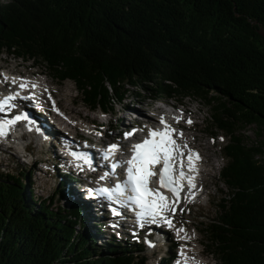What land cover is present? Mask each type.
<instances>
[{"label":"trees","instance_id":"obj_1","mask_svg":"<svg viewBox=\"0 0 264 264\" xmlns=\"http://www.w3.org/2000/svg\"><path fill=\"white\" fill-rule=\"evenodd\" d=\"M4 53L73 80L95 109L135 91L204 101L229 139L202 231L222 264H264V132L248 143L239 128L264 123V0H0ZM30 175L0 170V264H145L141 244L99 243L82 200L37 196Z\"/></svg>","mask_w":264,"mask_h":264},{"label":"rangeland","instance_id":"obj_2","mask_svg":"<svg viewBox=\"0 0 264 264\" xmlns=\"http://www.w3.org/2000/svg\"><path fill=\"white\" fill-rule=\"evenodd\" d=\"M2 66L17 69V71H21L25 74H27V72L35 74L39 72L40 75L37 79L47 81L49 85L41 86L42 89L45 88L44 90L46 91L48 87L58 89L59 95L50 98V100L55 101L62 97L60 106L57 107L54 103H51V106L48 109L51 110L52 113H56L58 117L63 113H66V115L68 114L69 117H74L76 119L75 121H77V125H79L76 129L83 131L86 134L89 133V130L92 128L91 125L86 122V119L94 118L102 123L103 126L101 129L106 130V135L104 134L105 138H115L116 140H119L121 139V135L119 134L120 131L125 128L129 129L132 126L131 123L133 122L134 113L137 112V110L143 111L149 116H158L153 105H150L152 103L154 104L151 98V93L140 94L138 91H135L123 102V104L117 105L112 112L103 114L101 108L94 111L89 109V104L84 101L82 94L77 90L73 81H59L46 66L36 63L34 60L17 58L12 54L4 53L0 56V67ZM0 78H2L1 75ZM38 82L41 83V81ZM2 84L3 83L1 82L0 90L1 87H3ZM47 95L49 96L48 92ZM168 100L170 103H175L178 99L169 98ZM157 104L161 105V103ZM184 106L192 112V117L196 119L194 126L189 128L188 138L189 140L192 139L194 141V145L200 149L203 158H205L203 163L198 165V169H201L202 171H199L197 176L199 180H202L207 185V187L205 193L200 196L199 202L194 204H183L178 210H176L177 215H175V226L171 231L172 235L168 241L165 243L159 242L156 246L144 247L145 250L142 251L141 254L146 258L145 264H169V257H174L170 264H176V261L178 260L177 258H181L180 256L186 257V249L189 251L191 260L195 258V262H199L200 259L203 258L211 260L212 262H215V264L221 263L220 259L212 252L208 244V238L202 231L204 226L202 222H208L211 218L217 216V204L220 202V196H222L221 193L224 190H227L225 184L221 180L220 170L217 167H219V165H224L227 162L223 146L227 143L229 137L224 135V132L222 131H219L220 135L217 137L215 136V138L210 134L211 127L208 119L210 109L204 101L187 97L184 99ZM64 107L67 108L64 109L65 111L62 109ZM123 115H125L126 118L119 119L123 118ZM44 120L45 123H48V118L45 117ZM153 120H155V118ZM107 122L110 124V128L105 127V123ZM53 126L52 129L54 132L67 137L66 134L62 133L56 125ZM239 128L240 132L245 135L246 142L252 143L261 139L262 136L260 137L257 133L258 129L261 132H264V123L243 124L240 125ZM99 136V133L93 135L95 139ZM30 141L31 143L28 146V151L25 152L23 146ZM53 149L54 148L52 147L50 148V143L47 141H38L37 138L34 137L30 140L29 136L25 137L23 140H19L18 143L14 142V147L10 148L8 147V141L4 140L3 142H0V170L13 171L16 173L21 170H23L24 173L31 171L28 183L31 185L37 196L43 198L55 197L56 205L64 204L67 206L69 205V201L65 199V197L60 196V191L58 189L59 180L63 178L64 182L74 188V190L77 188L76 182L68 181L64 176L60 178V165L58 164L62 160ZM206 158H208L207 162ZM35 160L36 164H33ZM66 163L68 164V162ZM65 167L66 169L69 168L67 166ZM79 169L82 173L79 172L78 169H75L74 173L77 175L78 179H84L85 172L81 168ZM96 216L97 214L93 213L95 219H100L98 216L96 218ZM90 219L91 224L96 223L92 218ZM101 220L102 219L98 221ZM179 229H183V231H179ZM165 235H167L166 232ZM185 236L186 238L189 237L190 240L188 242L184 239ZM109 237V234H106L102 238L100 237L98 239L99 243L105 242ZM163 240H165V238ZM202 249L204 253H201ZM181 252H183L184 255H181ZM198 262L197 264H199ZM200 264L204 263L201 262Z\"/></svg>","mask_w":264,"mask_h":264},{"label":"snow or ice","instance_id":"obj_3","mask_svg":"<svg viewBox=\"0 0 264 264\" xmlns=\"http://www.w3.org/2000/svg\"><path fill=\"white\" fill-rule=\"evenodd\" d=\"M23 79V78H22ZM15 83V79L12 81ZM25 83H20L19 88L24 89L27 87ZM32 88L37 87L36 84L31 85ZM19 96V93L10 94L5 97H0V110L5 108H11L14 106L12 103ZM34 98V93L30 96L23 97V99ZM28 117L23 114H18L13 118L0 119V136L6 135L10 126L17 121ZM177 122L182 117L175 118ZM188 123H191L189 118ZM160 123L163 125L162 128H149L148 136L145 137L141 142L131 145V157L125 161H116L111 164L110 171L115 174V169L118 166H125L124 178L115 182L114 186L100 187L90 189V194L103 195L110 202L122 205L124 207H132L138 209L135 212L137 221L140 226L143 227L144 223L158 224L161 221L164 222L168 227H172V219L170 218L171 213H175L177 210L176 205L181 199V191L183 190V184L180 182L183 179L187 180L189 189H194L195 175L198 173V169L193 161V155L196 160L200 159L199 153H193L192 150H188L187 159L189 161L188 168L191 170V175H188L183 170V158L185 156L184 149L187 145H181L177 142L176 136H183L182 131H177L171 124L167 122L164 116L160 117ZM137 130H132L125 133V137L133 135ZM223 139V138H221ZM120 149L118 144L108 145V149L104 153V158L108 159L113 157L116 150ZM73 157L78 160H83L85 163L91 164V159L83 153L73 151L71 153ZM181 158V168L179 172L180 180L174 176L173 162L176 157ZM162 168L159 170V188L149 187V178L154 175L151 166L161 164ZM79 167V165H77ZM108 173H105L100 177L101 180L106 179ZM160 188H167L172 193V199L170 200L165 196ZM194 196L195 193L193 192ZM112 212L114 215H120V212L113 207ZM183 231V229H179ZM150 246H154L149 242ZM181 255H184L181 252ZM177 264H180L177 261ZM184 264H189L187 258H185ZM192 264H195V258H193Z\"/></svg>","mask_w":264,"mask_h":264},{"label":"bare ground","instance_id":"obj_4","mask_svg":"<svg viewBox=\"0 0 264 264\" xmlns=\"http://www.w3.org/2000/svg\"><path fill=\"white\" fill-rule=\"evenodd\" d=\"M18 72V77H20L21 78V80H20V83H22V82H24V81H28L29 79L27 78V77H25V73H23V72H21V71H17ZM28 73V72H27ZM39 73V72H38ZM23 78V79H22ZM1 79V78H0ZM13 79H16V78H12L11 79V81H13ZM31 80V79H30ZM30 80H29V82H30ZM38 81H41V83H39L40 84V86H49L48 85V83H47V81H44V80H40V79H36V80H34L33 82H38ZM1 82L3 83V85L5 86V85H9L8 84V81L5 79V78H2V80H1ZM35 89H37V88H35ZM36 92V94L38 95V97H39V99H41V100H43V106H45V107H47V108H49L50 106H51V103H54L57 107L58 106H60V101H61V98H58V99H56L55 101H51L50 100V98H53V97H57L59 94H58V89H53L52 87H48V89H47V91L46 90H44V89H42V87H41V89H38V90H36L35 91ZM47 92L49 93V96L47 95ZM38 99V100H39ZM33 100H30V99H19V102H20V110H24V111H26V113L29 115V117L34 121V123L36 124V127H35V129H36V131L38 130V131H40V129L39 128H45L46 130V133H47V135H44L43 137H45V140L48 142V143H50V148L52 147V148H54L53 150H55L54 152L58 155V157L60 158V159H63V160H65L64 162H69L70 161V159H69V157H68V154H71L73 151H77V147L76 146H74L75 144L73 143V142H70V141H68V140H66L65 138H63L61 135H59V134H57L56 132H54L53 131V129L50 127V126H48L47 124H45V120H44V118H43V114L42 113H40L39 111H40V107H35V106H33V102H32ZM74 101V100H73ZM62 102V101H61ZM76 102V101H75ZM64 103V102H63ZM74 103V102H73ZM175 103L173 102V103H171V105H174ZM39 106V105H38ZM76 106V105H75ZM72 107V106H71ZM61 108V107H60ZM63 110L64 109H67V108H62ZM72 109V108H71ZM79 110V109H78ZM188 110V109H187ZM15 111L17 112L18 111V109L16 108L15 109ZM65 111V110H64ZM189 111V110H188ZM138 112L141 114V115H143V117L144 118H146V119H148V121H154L153 119H154V116H149L147 113H145V112H143V111H139L138 110ZM40 113V114H39ZM160 113L161 114H163L164 116H167L168 114H170V113H168L167 111H165V110H161L160 111ZM42 114V115H41ZM55 115H56V113H54ZM57 116V115H56ZM73 116V115H72ZM178 116H180V114H178ZM58 117V116H57ZM78 117V116H77ZM58 118H60V119H62L63 121H64V123H66L69 127H71L72 129H76L79 125H77V121H75L76 119L74 118V117H69L68 116V114L66 115V113H63L62 115L60 114V117H58ZM83 118V117H82ZM86 120H88V119H86ZM27 121H30V119L28 120L27 119ZM27 121H25V122H27ZM73 132V131H72ZM42 133V132H41ZM185 136L186 135H184V138H185ZM49 138V139H48ZM192 142H193V140H192ZM25 149L27 150L28 149V147H25ZM197 149H198V151H194V153H202V152H200V149L197 147ZM93 151V150H92ZM94 154V153H93ZM205 160V158H203L202 157V161H204ZM207 160H208V158H206V162H207ZM72 161V160H71ZM33 164H36V160H35V162H33ZM67 164V163H66ZM180 164H181V162H180ZM73 166H75V165H73ZM197 168V167H196ZM189 172L190 173H187L188 175H191L192 173H191V170L189 169ZM82 178V177H81ZM179 178H180V176H179ZM196 179H197V174L195 175V184H196ZM181 183L183 184V188L184 189H186V187H187V180L186 179H183V180H181ZM181 193H186L185 191H181ZM169 194H170V197L172 198V193L169 191ZM181 195V194H180ZM182 203H183V201H181V199H180V201L178 202V205H182ZM97 210H94V213L96 214L97 212H96ZM89 216H90V218H92L93 220H94V218H93V211H91L90 213H89ZM98 220H100V219H98ZM97 220V221H98ZM123 228H124V226H119L118 227V229H119V231H122L123 230ZM163 230H164V226H163ZM162 229H160V230H156V231H154V232H152V235H150V238H153V241L154 240H157V241H163V242H165L166 241V239H168V234L167 235H165V230L163 231ZM181 234H183V233H181ZM185 234V233H184ZM166 236V237H165ZM183 237V236H182ZM188 237V236H187ZM165 238V240H163ZM185 240H186V242H188L190 239H189V237L188 238H186V236H185V238H184ZM194 250V249H193ZM197 250V249H196ZM200 250V249H199ZM192 251V250H191ZM185 252H189L187 249L185 250ZM198 252V251H197ZM187 253H185L186 254V257H187V259H188V261H189V264H192V262H193V260H191V256H189V254H187ZM201 253H204L203 252V249L201 250ZM194 257V256H193ZM197 260V259H196ZM197 262L198 261H196L195 262V264H197ZM201 262H203L204 264H215V262H212L211 260H208V259H203V258H201L200 259V261L198 262L199 264L201 263ZM180 264H184V261L183 262H180Z\"/></svg>","mask_w":264,"mask_h":264}]
</instances>
